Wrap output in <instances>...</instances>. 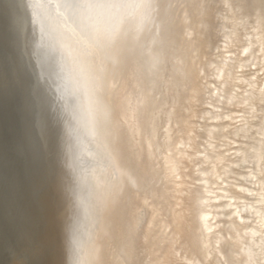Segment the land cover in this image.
I'll return each mask as SVG.
<instances>
[{
	"label": "bare ground",
	"instance_id": "1",
	"mask_svg": "<svg viewBox=\"0 0 264 264\" xmlns=\"http://www.w3.org/2000/svg\"><path fill=\"white\" fill-rule=\"evenodd\" d=\"M63 3L59 31L33 54L40 68L48 67L39 74L50 82L63 121L62 264H264V146L248 140L264 137V123L236 127L237 110L175 30L156 36V45L117 53L92 16L79 10L73 16ZM241 48L251 46L235 49ZM217 180L218 189L226 180L237 200L234 219L223 220L224 205L214 202L221 197L212 191ZM248 180L253 191H234L233 184ZM243 221H250L248 230Z\"/></svg>",
	"mask_w": 264,
	"mask_h": 264
},
{
	"label": "rangeland",
	"instance_id": "2",
	"mask_svg": "<svg viewBox=\"0 0 264 264\" xmlns=\"http://www.w3.org/2000/svg\"><path fill=\"white\" fill-rule=\"evenodd\" d=\"M51 1L0 0V264H23L27 259L26 264H62L66 228L62 215L67 209L66 185L60 180L63 121L53 105L50 82L46 78L43 82L38 73L48 67L40 68L34 51L47 34L60 29L58 0ZM196 1L74 0L81 7L77 10L97 21L105 41L117 53L156 45V36L175 30L183 46L203 60L207 80L237 110L236 127L242 128L243 121L264 123V0H206L203 7H197ZM22 3L31 16L33 40ZM106 3L114 5L113 11ZM246 44L251 49H235ZM205 57L212 63L206 64ZM185 101L188 106L193 103ZM248 140L264 146V137Z\"/></svg>",
	"mask_w": 264,
	"mask_h": 264
},
{
	"label": "water",
	"instance_id": "3",
	"mask_svg": "<svg viewBox=\"0 0 264 264\" xmlns=\"http://www.w3.org/2000/svg\"><path fill=\"white\" fill-rule=\"evenodd\" d=\"M21 11L23 12V14L25 15V17L27 19L28 28H29L30 33H31V40H33V31H32V25H31V16H30L28 10L25 8V4L24 3H22ZM32 46H33V43L31 41V50H32ZM35 68L38 69L37 67H35ZM230 112H234V110H232ZM222 149L224 150V148H222ZM242 172L246 176V174L248 172H250L249 165L246 168H243L242 169ZM231 181H234V180H231ZM218 182H219V180H217L215 182V184L212 186V191H214V193H220L221 194V197L218 198V200H216L214 202H216L218 204H223L224 205V207L221 206V210H223V212H225V214L223 215L222 219L225 220L227 218H233V217L236 218L237 217V215H236L237 214V211H236V202H237V200L233 196H231V192L228 191L229 185H228V183H227L226 180L223 181V184H221V186H220L219 189H218V186H217ZM232 187L234 188V191H242V189H245V191L247 189L250 190V191H253L254 188H255V185L252 184V181L249 180V183H247V181L243 185L242 184H236L235 183V184L232 185ZM221 188H224V189L221 190ZM243 195H246L245 192H243ZM250 195H251V193H250ZM243 199H242V201H243ZM243 214H244V212H243ZM243 222H244L245 225L248 224L247 227H245L244 230H248V228H249V222L250 221L249 222L243 221Z\"/></svg>",
	"mask_w": 264,
	"mask_h": 264
},
{
	"label": "snow or ice",
	"instance_id": "4",
	"mask_svg": "<svg viewBox=\"0 0 264 264\" xmlns=\"http://www.w3.org/2000/svg\"><path fill=\"white\" fill-rule=\"evenodd\" d=\"M63 7L69 10L71 14L75 16L80 5L76 4L74 0H64Z\"/></svg>",
	"mask_w": 264,
	"mask_h": 264
},
{
	"label": "clouds",
	"instance_id": "5",
	"mask_svg": "<svg viewBox=\"0 0 264 264\" xmlns=\"http://www.w3.org/2000/svg\"><path fill=\"white\" fill-rule=\"evenodd\" d=\"M70 122H71V121H70ZM76 213H77V206H76V204L74 203L73 206H72V215H73V218L75 217Z\"/></svg>",
	"mask_w": 264,
	"mask_h": 264
}]
</instances>
